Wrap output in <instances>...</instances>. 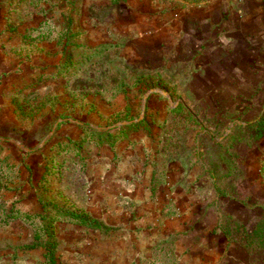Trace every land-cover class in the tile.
<instances>
[{"label":"rangeland","instance_id":"rangeland-1","mask_svg":"<svg viewBox=\"0 0 264 264\" xmlns=\"http://www.w3.org/2000/svg\"><path fill=\"white\" fill-rule=\"evenodd\" d=\"M263 116L264 0H0V264H264Z\"/></svg>","mask_w":264,"mask_h":264},{"label":"trees","instance_id":"trees-1","mask_svg":"<svg viewBox=\"0 0 264 264\" xmlns=\"http://www.w3.org/2000/svg\"><path fill=\"white\" fill-rule=\"evenodd\" d=\"M262 119H264V116H263ZM67 146H68V145H67ZM67 146H66V144H64L65 149H67ZM46 169H47V168H46ZM85 222H87V224H88L89 226L94 227V228L101 227V224H100L99 222L94 221V220H92V219H85Z\"/></svg>","mask_w":264,"mask_h":264},{"label":"crops","instance_id":"crops-1","mask_svg":"<svg viewBox=\"0 0 264 264\" xmlns=\"http://www.w3.org/2000/svg\"><path fill=\"white\" fill-rule=\"evenodd\" d=\"M214 56H211L210 55V53H208L207 55H205L202 59H203V61L205 60V58H206V60H210L211 58H213ZM195 59V58H194ZM219 62V61H218ZM208 65H210L209 67H211V65H213L212 63H207ZM215 64V63H214ZM215 66V65H214Z\"/></svg>","mask_w":264,"mask_h":264}]
</instances>
